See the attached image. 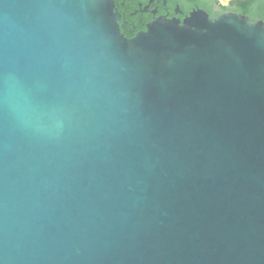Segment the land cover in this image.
Segmentation results:
<instances>
[{
    "label": "water",
    "instance_id": "obj_1",
    "mask_svg": "<svg viewBox=\"0 0 264 264\" xmlns=\"http://www.w3.org/2000/svg\"><path fill=\"white\" fill-rule=\"evenodd\" d=\"M122 27L0 0V264H264V20Z\"/></svg>",
    "mask_w": 264,
    "mask_h": 264
},
{
    "label": "flooded vegetation",
    "instance_id": "obj_2",
    "mask_svg": "<svg viewBox=\"0 0 264 264\" xmlns=\"http://www.w3.org/2000/svg\"><path fill=\"white\" fill-rule=\"evenodd\" d=\"M154 3L157 4L156 7H153ZM195 9H201L211 17L225 13H238L252 19L264 20L262 0H163L162 7L157 0H123L120 6L116 5V10L121 16V23L125 26L122 27V32L129 27L128 33L133 36L139 30L145 29L146 24L156 17L183 21ZM132 20H144L145 26L141 28L136 24L132 25L130 23Z\"/></svg>",
    "mask_w": 264,
    "mask_h": 264
},
{
    "label": "trees",
    "instance_id": "obj_3",
    "mask_svg": "<svg viewBox=\"0 0 264 264\" xmlns=\"http://www.w3.org/2000/svg\"><path fill=\"white\" fill-rule=\"evenodd\" d=\"M115 2H116V5L120 6L122 4L123 0H116ZM262 18L264 19V16H262ZM250 19H252V17ZM130 23L132 25L136 24L137 27H141V28L145 26L144 20H132ZM128 29H129V27L127 29L123 30L124 34H126L128 37L133 36L132 34L128 33Z\"/></svg>",
    "mask_w": 264,
    "mask_h": 264
},
{
    "label": "snow or ice",
    "instance_id": "obj_4",
    "mask_svg": "<svg viewBox=\"0 0 264 264\" xmlns=\"http://www.w3.org/2000/svg\"><path fill=\"white\" fill-rule=\"evenodd\" d=\"M262 2H264V0H262ZM157 3H159L161 5V7L163 6V0H157ZM156 6H157V4L154 3L153 7H156Z\"/></svg>",
    "mask_w": 264,
    "mask_h": 264
}]
</instances>
